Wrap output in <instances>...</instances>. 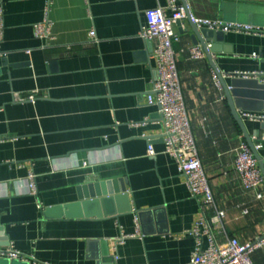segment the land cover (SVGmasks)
Instances as JSON below:
<instances>
[{
    "label": "crops",
    "instance_id": "crops-1",
    "mask_svg": "<svg viewBox=\"0 0 264 264\" xmlns=\"http://www.w3.org/2000/svg\"><path fill=\"white\" fill-rule=\"evenodd\" d=\"M47 1L0 0V248L23 255L0 256V264H189L195 238L188 231L203 232L219 210L211 223L218 242L263 235L264 196L244 187L233 168L234 149L246 138L206 53L188 55L196 43L187 20L175 23L173 48L214 194L206 208L164 151L158 106L147 101L153 60L139 31L146 9L167 0H49L46 11ZM185 1L196 17L264 27V0ZM45 16L48 43L33 31ZM208 44L226 83L264 84V33L214 28ZM31 92L34 100L17 98ZM252 100L256 109L238 111L264 113V95ZM243 121L252 142H263V156L262 121ZM29 170L37 194L26 192ZM251 258L264 264V246Z\"/></svg>",
    "mask_w": 264,
    "mask_h": 264
},
{
    "label": "built area",
    "instance_id": "built-area-1",
    "mask_svg": "<svg viewBox=\"0 0 264 264\" xmlns=\"http://www.w3.org/2000/svg\"><path fill=\"white\" fill-rule=\"evenodd\" d=\"M47 2L46 11H48L50 3L49 0ZM167 10L170 12L168 13ZM188 12L198 26L210 29L264 33V27L237 21H224L219 18L196 17L191 13L188 3L180 0H167L165 6H153L145 11L146 22L141 25L139 34L144 40L152 43L150 57L153 60L152 69L154 72L151 80V93L148 95L147 101L158 106V122L163 127L164 151L177 162L178 171L185 177L190 196L200 202L201 208H206L213 203L214 194L198 156L195 136L181 91L180 74L177 67L178 58H176V52L173 48V42L180 39L174 25L177 20L186 19ZM50 23L47 16L33 23L34 35L43 39L45 43L53 39ZM88 35L93 40L97 39L93 28L88 31ZM187 49L190 58L205 57V51L199 44H192ZM235 73L246 77L256 75L258 72ZM214 79L215 83L221 86L215 71ZM34 93L20 95L17 98L34 100ZM239 114L242 119L264 121V113L262 112L241 110ZM253 146L258 151L263 147V142H253ZM234 151L233 168L239 174L242 184L248 189L255 190L257 197L264 196V177L252 148L245 140L241 139ZM147 153L154 154L151 142L147 144ZM262 157L264 159V155ZM86 163V160L83 161V164ZM27 175L26 192L37 194L34 172L29 170ZM223 213V210H219L212 219H205L203 232L196 229L188 231L195 238L189 264H254L251 253L256 248L264 246V234L250 241H241L237 236H231L224 242H218L211 230V223L220 219ZM204 234L207 243L203 247ZM125 236V234H121L119 239L122 240ZM0 256L23 257L11 246L0 248Z\"/></svg>",
    "mask_w": 264,
    "mask_h": 264
},
{
    "label": "water",
    "instance_id": "water-1",
    "mask_svg": "<svg viewBox=\"0 0 264 264\" xmlns=\"http://www.w3.org/2000/svg\"><path fill=\"white\" fill-rule=\"evenodd\" d=\"M182 2L185 3L186 1L182 0ZM186 20H187V26L185 27V32L189 33L193 42L196 44L199 43L202 46L203 50L205 51L206 56L209 59V62L212 65V67H213V69H214V71H215V73H216V75L220 81V84L224 90V94H225V97L227 99L231 113H232L234 119L236 120V122L238 123L239 127L241 128V130H242V132L246 138L247 143L252 148L254 155L257 158L258 165L260 167L262 175L264 177V159H263L262 155H260L259 152L254 149L251 136L248 133V131L246 130L244 121H243V119L240 116L239 111H238L239 108H241V109H256L253 106V100L252 99L256 98V97H259L261 99V97H263V95H264V84H258V83H256L255 80L241 79V78H237V77L232 78L230 80V83H226V81L224 80V78L222 76L221 71L215 65L213 58H212L211 51L208 48V41L213 36V29L198 26V24L196 22H194L192 20V18L190 17L189 12L187 14ZM181 22H182V20H177L176 24L181 23ZM146 45L148 47V50H150L151 42L147 41ZM250 86H253L254 88H250ZM257 109H261V108L258 107ZM260 129H264V121H262L260 123ZM260 129L258 131H260ZM107 199H112V198H111V196L101 197L99 199H91L90 202L95 203L97 201H99V202L101 201L103 203H106Z\"/></svg>",
    "mask_w": 264,
    "mask_h": 264
}]
</instances>
